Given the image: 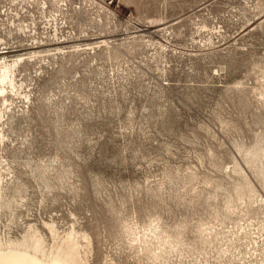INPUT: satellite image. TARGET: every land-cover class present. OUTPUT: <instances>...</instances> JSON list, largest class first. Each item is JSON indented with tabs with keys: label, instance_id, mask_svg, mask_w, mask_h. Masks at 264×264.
<instances>
[{
	"label": "rangeland",
	"instance_id": "1",
	"mask_svg": "<svg viewBox=\"0 0 264 264\" xmlns=\"http://www.w3.org/2000/svg\"><path fill=\"white\" fill-rule=\"evenodd\" d=\"M15 14L28 37L9 33ZM11 49L2 243L72 234L85 264H264V0H0Z\"/></svg>",
	"mask_w": 264,
	"mask_h": 264
},
{
	"label": "bare ground",
	"instance_id": "2",
	"mask_svg": "<svg viewBox=\"0 0 264 264\" xmlns=\"http://www.w3.org/2000/svg\"><path fill=\"white\" fill-rule=\"evenodd\" d=\"M12 19L9 33L16 34L20 31L28 37V23H21L23 18L19 17V14H15ZM5 28V25L2 24L1 31L3 32ZM31 47L36 46L31 45ZM9 51L14 52L12 49L1 50L0 54ZM33 53L35 52H31V54ZM21 60L22 57H17L13 62H8L9 60L7 61L5 57L0 58V92L4 91L5 85L15 87L18 81L16 68ZM74 239L72 234H67L65 238L60 239V242L55 241L56 243L48 249L44 246L43 238L37 232L29 233L19 240L5 243L0 241V264H85L79 254V242Z\"/></svg>",
	"mask_w": 264,
	"mask_h": 264
}]
</instances>
